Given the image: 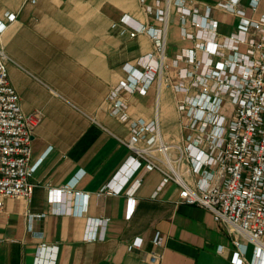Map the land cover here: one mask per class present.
<instances>
[{
	"label": "crops",
	"instance_id": "crops-1",
	"mask_svg": "<svg viewBox=\"0 0 264 264\" xmlns=\"http://www.w3.org/2000/svg\"><path fill=\"white\" fill-rule=\"evenodd\" d=\"M145 1L156 4V0ZM188 1L214 6L221 36L237 31L239 16L215 6L219 0ZM241 2L252 18L264 13V0L256 10L250 0ZM7 12L17 14L3 31L11 82L24 111L42 109L44 116L32 142V159L42 157L30 178L35 183L32 198L7 197L0 213V264H35L41 242L51 247L44 249L40 264H239L234 234L227 225L206 207L179 202L181 186L176 182L157 190L161 172L140 169L122 182L121 192L98 193L111 179L120 182L116 173L119 169L125 173L121 166L132 153L121 140L128 138L129 125L112 113L117 98L125 101L132 117L153 119L158 110L167 141L181 136L176 104L181 93L165 83L160 91L153 83L145 92L122 90L111 96L126 76L125 63H135L140 55L157 49L148 33L132 37L121 32V25H112L128 14L159 26L142 1L0 0V17ZM168 21L166 55L171 61L193 40L183 37L175 5ZM187 26L193 28L190 21ZM75 175L79 177L76 188L88 196L69 191L51 201L49 186H61ZM136 176L141 183L131 201L126 189ZM27 211L46 215L30 221ZM105 217L106 222H98ZM156 231L163 235L161 244L153 240ZM92 233L104 237L89 239ZM132 241L138 245L129 249ZM50 251L53 263H48ZM152 252L162 258L152 261ZM252 257L253 252L248 258Z\"/></svg>",
	"mask_w": 264,
	"mask_h": 264
},
{
	"label": "built area",
	"instance_id": "built-area-1",
	"mask_svg": "<svg viewBox=\"0 0 264 264\" xmlns=\"http://www.w3.org/2000/svg\"><path fill=\"white\" fill-rule=\"evenodd\" d=\"M141 1L145 12L160 21L159 26L128 14L112 25H121V32L132 37L148 33L157 49L140 55L135 63H125L126 76L111 96L122 90L145 92L153 83L160 91L165 83L175 93H181L176 96L181 136L178 141H167L158 110L153 119L132 117L125 101L117 98L112 113L128 123L129 136L121 140L132 153L121 166L125 173L120 169L116 173L120 182L111 179L98 193H119L128 175L140 169L157 170L162 173L157 190L174 181L181 186L179 202L206 207L217 221L227 225L234 234L237 263L264 264V13L252 18L241 0H219L215 6L240 18L235 33L221 36L213 17L214 6L209 3L164 0L163 6V0H156L155 5ZM259 2L250 0V7L256 10ZM171 5L181 15L183 37L193 40V45L182 47L168 61L166 35ZM16 15L7 12L0 17V213L7 197L31 200L35 183L30 178L42 159H32V142L44 113L42 109L24 111L7 67L9 55L3 31ZM188 21L193 28L187 26ZM242 44H246L245 49ZM172 149L177 153L173 155ZM78 179L75 175L61 186L50 185L51 201L58 193L69 191L75 196H88L89 193L76 188ZM140 183L141 177L136 176L126 189L131 201ZM45 215L46 212L27 211L30 221ZM108 219L100 218L98 222ZM103 237L97 233L88 235L89 239ZM153 240L156 244L163 242L160 231H156ZM249 243L254 245L250 259ZM136 245L132 241L128 247ZM46 247L51 245H38L35 264L42 261ZM48 254V263H53L54 253ZM161 258V253H151L152 261Z\"/></svg>",
	"mask_w": 264,
	"mask_h": 264
},
{
	"label": "rangeland",
	"instance_id": "rangeland-1",
	"mask_svg": "<svg viewBox=\"0 0 264 264\" xmlns=\"http://www.w3.org/2000/svg\"><path fill=\"white\" fill-rule=\"evenodd\" d=\"M253 245L251 243L248 244V257L252 256Z\"/></svg>",
	"mask_w": 264,
	"mask_h": 264
}]
</instances>
